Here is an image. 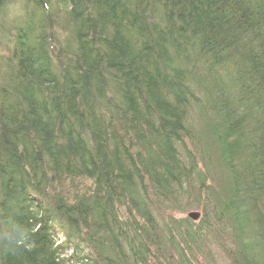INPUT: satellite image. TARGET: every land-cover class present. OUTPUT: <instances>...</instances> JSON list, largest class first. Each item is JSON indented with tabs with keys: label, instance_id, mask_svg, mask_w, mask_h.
Returning a JSON list of instances; mask_svg holds the SVG:
<instances>
[{
	"label": "trees",
	"instance_id": "trees-1",
	"mask_svg": "<svg viewBox=\"0 0 264 264\" xmlns=\"http://www.w3.org/2000/svg\"><path fill=\"white\" fill-rule=\"evenodd\" d=\"M12 2L0 264H264V0Z\"/></svg>",
	"mask_w": 264,
	"mask_h": 264
},
{
	"label": "rangeland",
	"instance_id": "rangeland-1",
	"mask_svg": "<svg viewBox=\"0 0 264 264\" xmlns=\"http://www.w3.org/2000/svg\"><path fill=\"white\" fill-rule=\"evenodd\" d=\"M11 1H13L11 3L12 4L11 10L14 9L17 11L18 9L14 5L16 3H18L19 0H11ZM2 23H3V26L7 25L6 22H4L3 20H2ZM3 40H5L4 36H3V38L0 37V44H2V46L4 47V44H3L4 41ZM1 51H3V49H1ZM180 205H183V204H180ZM191 211H200V208L191 209V210H188L184 213L175 209L174 211H167L165 214H171L175 217H182V216H186L187 213H189ZM55 240H57V242H61V240H62V242H63L64 241L63 234L58 233L55 236ZM70 253H71V251H68L67 256ZM229 263H230V261L226 255L224 249L220 248L219 246H216L215 244H211V245H209V252L205 253V255H203V256H200L199 259L197 260L196 264H229Z\"/></svg>",
	"mask_w": 264,
	"mask_h": 264
},
{
	"label": "water",
	"instance_id": "water-1",
	"mask_svg": "<svg viewBox=\"0 0 264 264\" xmlns=\"http://www.w3.org/2000/svg\"><path fill=\"white\" fill-rule=\"evenodd\" d=\"M187 215L192 220H197L199 218V213L198 212H189Z\"/></svg>",
	"mask_w": 264,
	"mask_h": 264
},
{
	"label": "bare ground",
	"instance_id": "bare-ground-1",
	"mask_svg": "<svg viewBox=\"0 0 264 264\" xmlns=\"http://www.w3.org/2000/svg\"><path fill=\"white\" fill-rule=\"evenodd\" d=\"M66 256H67V254H66ZM68 256H70V254Z\"/></svg>",
	"mask_w": 264,
	"mask_h": 264
}]
</instances>
